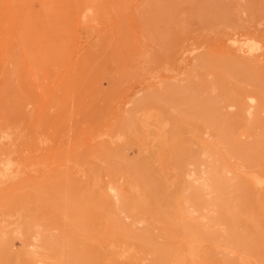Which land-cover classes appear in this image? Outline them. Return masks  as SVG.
Instances as JSON below:
<instances>
[{"label": "rangeland", "instance_id": "1", "mask_svg": "<svg viewBox=\"0 0 264 264\" xmlns=\"http://www.w3.org/2000/svg\"><path fill=\"white\" fill-rule=\"evenodd\" d=\"M45 1L0 0V17L1 12H4L1 17L3 20L5 17L11 21L15 20L12 24L10 20L11 23L6 22V19V24H1L4 26L3 30L1 29L2 33L7 32L2 37L0 30V124L4 126L9 123L13 129L19 128L24 134L21 139L12 140L10 146L5 144V147L15 148L13 158L24 159L25 175L50 178L52 175L68 172L69 176L75 174L80 182H88L90 179L88 166L80 164V159L76 158L83 154V147L113 150L123 147L124 154L132 157L133 150L127 145L143 139L144 151L148 150L146 155L149 157L157 150V141L153 136L156 126L154 124L149 126V136L144 138L139 120L148 117L150 123L155 119L167 121L166 129L169 131L171 125L165 112L167 108L162 106L161 100H167L170 106L168 104L166 106L176 113L187 112L186 107L193 98V100L209 97L219 99V96L222 98L220 83L224 82L228 86V98H222L223 104L219 106L227 117L236 118L233 146L220 143L221 140L219 141L213 129L204 124L200 125L202 115H211L213 112L211 116L215 117L217 114L215 101L211 107H206L209 108L207 113L204 107L191 106L189 115L195 117L192 120L187 118L189 121L184 120L186 123L181 124L179 129L181 135L189 141L186 147L191 151L192 157L191 160L187 159L189 166L186 164L187 161L182 166L172 162V174L174 173L178 180L185 181L196 195L195 201L187 207L186 220L194 221L200 227L213 226L216 231L213 229L206 231L218 235L223 240L217 247L208 242H199L200 249L216 251L221 258L222 254L228 251L224 259H240L246 264H253L250 257L246 258L241 252H237L233 245L231 247L234 249H229L230 238L225 237L227 230H229L227 235L230 234L227 222L220 220L215 205L212 207L207 204L205 207L203 202L212 200L210 196L214 198L219 196H215L216 193L213 190L211 192V188H208L210 192H207L211 178L218 175L217 168L221 166L224 168L222 169L224 173L221 171L219 176L223 175L226 177L225 180L230 179V182L236 180V175L243 174L242 170L245 167L242 158L219 159L227 155L225 149H228L231 155L232 152L242 149L244 152L250 146L258 145L257 142L262 141L263 144L264 141V123H258L264 120V102L256 97L257 91L254 88L261 79H264V0ZM3 9L5 11H2ZM5 12L10 15L7 16ZM8 35L10 37H7ZM3 41L6 44H3ZM6 57L9 58L6 60ZM218 59L222 61L220 64ZM227 61L230 65L224 63ZM210 63L215 64L211 66ZM222 66L229 70L222 72ZM234 66L237 69H234ZM214 67L216 69H212ZM232 69L233 71L239 69L241 74H246L244 76L246 83L244 77H240L241 74L239 76L235 73L234 76L235 71ZM241 82L246 85L243 87ZM186 86L196 90H183ZM208 86L211 88H207ZM238 86L245 89L242 90ZM5 88L7 89L4 90ZM165 95H168L169 100ZM151 98H155L157 102L146 103ZM202 109L204 114H199ZM124 123L133 133L132 138L115 141L111 134L116 127ZM1 148L0 146V159L5 160L6 156L1 154ZM137 153L140 156L145 154L143 151ZM93 160L107 169V163L104 164L101 159ZM213 162H216L215 167ZM206 168H209V171ZM206 172L209 174L208 177ZM210 172L213 177H210ZM204 178L208 180L205 182ZM15 179L16 176L9 178L6 175L4 181H0V203L12 188ZM55 179L47 180L55 182ZM123 186L124 180L119 178L118 174L116 181H112L106 170L98 174V187L107 191L111 204L115 206L120 204L118 195ZM170 188L171 186L169 192H172L174 186ZM261 188H255V193L263 194L264 186ZM199 189L204 191L200 192ZM205 195L209 198L207 199ZM209 208L212 213H209ZM9 211L0 207V261L4 263L16 258L25 261V254H28L27 258L30 260H41L36 261L37 264H52L49 256L47 258L41 252L44 250H41L39 245L41 235L42 237L47 234L56 235L59 229L54 227L56 231L46 222L27 225L22 213ZM189 214L195 217L191 218ZM120 217L125 225L132 224L134 230L145 227L143 223L137 224L123 212H120ZM205 217L208 218L207 221H210V217H215L220 226L214 224V221H211L212 226H208ZM199 220L202 221L201 225ZM188 221L181 220L185 224ZM217 228H225L224 235L221 229L219 235ZM43 230L45 235L41 232ZM152 232L155 233L153 235L158 238V242L164 241L157 230ZM172 242L181 248L192 247L190 243L197 244L194 241H183L177 234L172 237ZM221 242L227 245L224 246ZM118 249V246H113L108 250ZM130 249L132 253L137 251L133 246ZM229 251H233L235 256ZM145 253L138 252L136 258H126L124 264L143 263L150 258Z\"/></svg>", "mask_w": 264, "mask_h": 264}, {"label": "bare ground", "instance_id": "2", "mask_svg": "<svg viewBox=\"0 0 264 264\" xmlns=\"http://www.w3.org/2000/svg\"><path fill=\"white\" fill-rule=\"evenodd\" d=\"M2 11L5 10L3 9ZM3 13L1 12L2 15ZM2 15L1 17H3ZM14 15L16 16L15 13ZM1 17L0 19L2 20L0 23V27L2 28H0V30L1 29L3 30L4 26L2 25L6 24V22L9 21L10 19L8 20V18L5 17L4 19L5 20L7 19L5 22V20H3V18ZM14 21H11L12 24ZM4 33L5 32L3 31L1 37L7 34V32L5 34ZM7 37L10 36L8 35ZM3 42L1 43L6 44L5 41ZM9 46H11V44ZM7 58L9 57H6V60ZM220 61L218 62L219 64L222 62ZM215 63L217 64V62ZM215 63H210V65L212 66V64ZM224 63L229 64L230 62L227 61ZM222 67H223L222 72H227L229 70V69L227 70L226 67L224 66ZM235 68L237 69V67L234 66V69ZM212 69H216V68L214 67ZM222 69H218V70L221 71ZM235 73L236 75H239L242 72H240V70L238 69L233 73L234 76H236ZM226 75H229V73L228 74L226 73ZM245 75L241 74V76L240 75L239 76L243 78ZM230 77L232 76L230 75ZM248 77H246V79ZM238 80H240V78ZM243 80L244 82L247 81L245 80V77L243 78ZM243 80L241 79V81ZM248 84L250 86H253L252 83L251 84L248 83ZM245 85L246 84H243V87ZM220 86H221V91H223L222 98L227 99L228 98L227 84L223 82L220 83ZM186 87L184 89L182 87V89L196 90L195 88L189 89V87L187 88ZM241 87L239 88L242 89ZM207 88H211V86H208ZM254 88L256 89L254 90L257 91L255 92L256 97L260 101L264 102V79H261L260 83H257ZM6 89L7 88H5L4 90ZM9 90L10 89L8 88V91ZM167 96L168 95H165V98L169 100ZM174 96L176 97L175 93ZM222 98H220V96H219L220 100L213 99L211 97L201 100H198L199 98H197L198 101L193 100L194 99L193 98L192 100H190V104L188 105V107H186L187 112L183 111L184 113L181 111L177 113L175 111H172L170 107L166 106L169 102L164 99H163L164 101L161 100V103H163L162 106L167 108L165 109L166 110L165 112L167 115L168 123L171 125L169 131L166 129L167 121L155 119L153 123H150L148 117L146 119L140 118L141 120H139L144 138L149 136V126H151L152 124L156 126L153 136H154V140L157 141V145H156L157 150L149 157L148 155H146L147 154L146 152L148 151L146 149L147 147L145 148V150L147 151H144L145 144L143 139H141V141L136 140L137 142H139L137 143L135 141L137 144L136 143L135 144L130 143L129 145L126 144L128 147H130L133 150L132 157H128L127 155L124 154L123 147L115 150L110 148L90 149L83 147L84 148L83 154L81 156H77L76 158L80 159V164H84L88 166L89 169L88 174L90 176V179L88 182L85 183L80 182L76 178L77 176H75V174L69 176L68 172L67 174L61 172L60 174H55V176L52 175V177L56 178L55 182L54 181L48 182L47 179H51V180L54 179L52 177L47 178L45 176L44 178H38L31 174L25 175V172L23 171L25 170L24 159L13 158L12 155L14 154L15 148L13 149L8 148L10 144H12L11 143L12 140L17 141L18 139H21L24 136V134L22 133L21 130H19V128L18 130L13 129V127L9 123L4 126L3 124H0V146L2 147L1 154L6 156L5 160L0 159V170H1L0 181H4V176L6 175H8L9 178L16 176L12 188H10L7 195L4 196L3 199L1 200L0 207L5 209L6 211L12 210L15 212L18 211L22 213L23 216L25 217L24 219L27 225H31L33 223L35 224V222H40V223L46 222L51 227L53 228L56 227L57 229H59L58 232L57 229L54 228L57 231L56 235H52V234L48 235L47 233L46 236L42 237L41 235V244L39 246H41L40 247L41 250H44V252L43 251L41 252L44 253V255L47 256V258L49 256V261L51 260L52 264H124V260L126 258L129 257L136 258L135 255L138 252H143V253L146 252L145 254H147V256L150 257L147 258L146 260L147 262L143 261V263L145 264H246L240 259L237 260L224 259V255H226L228 251L225 252L224 250H222V252H225V254H222L223 258H221V255L219 257L216 251L215 252L212 250L203 251L200 249V247L198 246L199 242H206V243L208 242L213 246L215 244V246L217 247V244H219L220 241H223L218 235L216 236L215 234L208 233L209 232L208 229L215 230V228H212L213 223L211 221H214V224H216L217 226L219 225V223L216 222L215 217H210L209 219L210 221H207L208 218L205 217L206 221L209 223V224L207 223L208 226L209 225L212 226L209 228L206 225L200 227L198 224L194 223V221L186 220L187 219L186 212L188 211L187 207L189 206L190 203L195 201L196 195L193 188L187 185L185 181L178 180L175 177V175H173L174 173L172 174V165H171L172 162H174V164L182 166L184 165V163H186L187 159L189 160L192 157L191 151H189L186 147L189 141L187 140L186 137H183L181 135L179 129L181 127V124L186 123L185 121L188 120L187 118H191L192 120L195 117L193 115L192 116L189 115L188 111L191 106H193L192 108L198 106L202 108L204 107L203 109L206 110L205 112L207 113L208 112L207 110L209 108L206 109V107H211V105H213L215 101L217 103V111H216L217 116L216 115L215 117L211 116L213 112L211 113V115L210 114L209 115L206 114L205 116L202 115V117L200 118L201 120L200 125L204 124L206 127L213 129V132L218 135L217 137L219 138V141L221 140L220 143H225L227 146H233L232 141L236 128L235 127L236 118L234 119L232 117H227L225 112L222 110V107L219 106L223 102ZM152 101H154L155 103L157 102L155 98H151L148 99L146 103L149 104V102ZM168 105L170 106V104ZM203 109L200 110L201 112L199 111L198 113L202 114L203 113L202 111H204ZM195 111L197 112V110ZM258 123L262 124L264 123V120L260 122L258 121ZM246 127H248L247 124ZM261 133L263 132L261 131ZM132 134L133 133L130 132L126 123H124L116 127L111 135L113 139L117 141L121 138L130 139L132 138ZM216 141L218 140L216 139ZM220 143L218 142L217 144L220 145ZM260 143L261 145H259ZM5 144L9 146L5 147ZM256 144L258 145L250 146L249 148L245 149L244 152L242 151L244 149L240 150L243 153L242 152L240 153V151L238 150H237L238 152L235 153L231 151L233 153V154L231 153V155L228 152V149H225L227 151L226 152L227 155L223 157H219V159L222 160L224 158H230V159L239 158L240 160V158H242L241 160L245 167V169L242 170L243 176L236 175L235 177L236 180L234 182L233 181L230 182L229 181L230 179L228 180L229 181L228 182L227 180H225L226 177H223V175L219 176L221 171L222 174L224 173L223 172L224 168H222V166L220 168H217L218 175L214 174L215 177L211 176V172H210V177L213 178H211L210 180L209 177V180L211 182L208 181L209 186H207V192L208 191L210 192L208 188H211V192L213 190V192L216 193L215 196L218 195L219 196L218 198L217 197L214 198L207 194L208 196H210V199L213 198L214 200L213 199L210 200L209 201L210 203L207 201L206 203L203 202V205L205 204V207L207 204L212 207L215 205L214 208L216 207V209L218 210L217 212L220 220L222 221L224 220L227 222V225L230 228V232H229L230 234L227 235V231L229 230L226 231L225 228L224 229L219 228L222 230V232L217 228V230H219V232L217 233H219V235L221 233L222 235H224L223 231H226V233L224 232L225 237L227 236L226 238L228 239L230 238V241L228 242V245L230 246L229 248L230 250L231 248L234 249L235 247L238 250L237 252L239 253L241 252V254L245 255V257L246 256L250 257L253 260V264H264V215H263L264 193L263 194L255 193L256 190L255 188L257 187L261 188L262 186H264V141L263 144L262 141L257 142ZM233 149L234 151H236L235 148H232V150ZM137 151H139V153L143 151L145 153V154L143 153L144 156H140L137 153ZM93 158L94 159L99 158V161L101 159L104 162V164L107 163L106 164L107 169L102 168L99 164L96 163L95 160H93ZM92 161H95V163ZM188 162L189 161H187L186 163L187 165L189 164ZM215 163L216 162H213V166L215 165ZM236 168L238 167L236 166ZM104 170H106L108 172V175L111 176L112 181H116L117 174L119 175V178H122L124 180L123 189L121 193L118 195L120 198V204H117V206L111 204L108 198L107 191L102 187L101 188L98 187V174H101V172ZM207 170L209 171V168ZM205 174H207L206 177H208L209 174L207 172ZM217 176H219V178H217ZM206 180L208 179L206 178L205 182ZM170 186H171L170 189H172V187L174 186V190L172 192H169ZM175 186L179 187L180 189H175L176 188ZM204 186H206V183ZM204 186L202 185V188ZM205 189L206 188L204 187V190ZM208 196L205 195L207 199L209 198ZM190 207H189V212H191ZM208 210L209 213H212V211H210L211 210L210 208ZM120 212H123L127 216L131 217L134 220V222H137V224L143 223L145 227H141L140 229L134 230L132 224L129 226L125 225V223L120 217ZM214 212L212 215H214ZM196 213L197 212L195 210V214ZM190 215L191 214H189V217L191 218L195 217V216L192 217ZM228 216H229V220H227ZM181 220L188 221V223L187 224L182 223ZM199 222L201 225L202 221L199 220ZM216 225L214 226L216 227ZM49 228L48 229L46 228L47 231L49 230ZM46 229L44 230L46 231ZM44 230L41 232L43 233ZM152 230H157V232L161 234L160 236L164 238V241L158 242V238H156L153 235L155 233H153ZM35 233L38 234V232ZM175 234H177L179 238L183 241L184 240H186L187 242L194 241L197 244H193L189 242L190 244H192V247L187 246L188 248L187 247L181 248L179 245H175L176 244L175 242H174L175 244L172 242V237ZM229 235L230 237H228ZM30 240L32 239L30 238ZM221 243L223 244V242ZM193 245L196 246L194 247ZM223 245L226 246L227 244H225L224 242ZM231 245H233L234 247H231ZM113 246H118L119 249L109 251L108 250L109 247L111 248ZM131 246L137 249L136 253L135 251H133L132 253L130 249ZM216 247H214V249ZM225 249L228 250V248ZM235 250L233 251L235 252ZM233 251H229V253L230 252L233 253ZM27 255L28 254H25L26 256L24 257L25 261L16 258L9 262H4V263L0 261V264H35L37 259L36 261L30 260L29 258H27L28 257ZM41 255L43 256V254ZM232 255L235 256L234 253ZM32 257L34 258V256ZM246 258H244L245 261H248L246 260ZM45 260L48 261L47 259ZM39 261L41 262V260ZM143 263L138 262L136 264H143Z\"/></svg>", "mask_w": 264, "mask_h": 264}]
</instances>
